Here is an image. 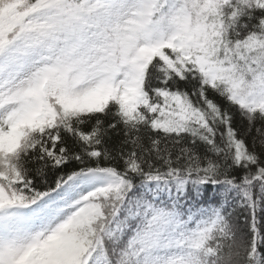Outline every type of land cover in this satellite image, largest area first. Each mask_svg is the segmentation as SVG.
Masks as SVG:
<instances>
[{"label":"snow or ice","instance_id":"obj_1","mask_svg":"<svg viewBox=\"0 0 264 264\" xmlns=\"http://www.w3.org/2000/svg\"><path fill=\"white\" fill-rule=\"evenodd\" d=\"M0 264H264V0H0Z\"/></svg>","mask_w":264,"mask_h":264}]
</instances>
